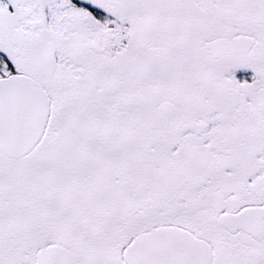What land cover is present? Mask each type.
<instances>
[{"label":"snow or ice","instance_id":"obj_1","mask_svg":"<svg viewBox=\"0 0 264 264\" xmlns=\"http://www.w3.org/2000/svg\"><path fill=\"white\" fill-rule=\"evenodd\" d=\"M0 264H264V0H0Z\"/></svg>","mask_w":264,"mask_h":264}]
</instances>
